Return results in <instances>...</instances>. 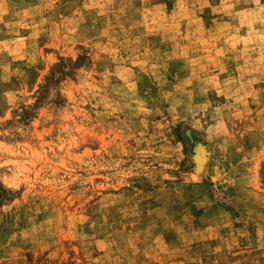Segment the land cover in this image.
Wrapping results in <instances>:
<instances>
[{"label": "rangeland", "instance_id": "374dc122", "mask_svg": "<svg viewBox=\"0 0 264 264\" xmlns=\"http://www.w3.org/2000/svg\"><path fill=\"white\" fill-rule=\"evenodd\" d=\"M0 264H264V0H0Z\"/></svg>", "mask_w": 264, "mask_h": 264}]
</instances>
